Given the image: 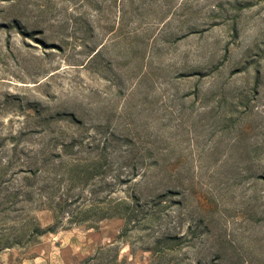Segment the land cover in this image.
I'll use <instances>...</instances> for the list:
<instances>
[{
  "label": "rangeland",
  "instance_id": "obj_1",
  "mask_svg": "<svg viewBox=\"0 0 264 264\" xmlns=\"http://www.w3.org/2000/svg\"><path fill=\"white\" fill-rule=\"evenodd\" d=\"M52 196L131 221L31 235ZM4 234L0 264H264V0H0Z\"/></svg>",
  "mask_w": 264,
  "mask_h": 264
},
{
  "label": "trees",
  "instance_id": "obj_2",
  "mask_svg": "<svg viewBox=\"0 0 264 264\" xmlns=\"http://www.w3.org/2000/svg\"><path fill=\"white\" fill-rule=\"evenodd\" d=\"M69 147L70 146H64L63 150H68ZM105 162V154H98L92 159H88L86 162L75 160L72 164V168L69 170V173L65 172L68 173L67 181L69 186L71 188H73V186L81 188L88 187L90 181L96 179L98 176H102L105 173L106 169L103 167ZM129 175L130 178H128L127 181L137 177L136 174H132V172ZM63 177L64 176H61L60 178L62 181L64 180ZM121 177V174H117L112 181L123 183L124 180ZM107 183L108 182L103 178L102 184L107 185ZM53 196L49 197L46 202L47 208L52 211L54 216L53 226L46 230H41L39 226L35 225L31 228V235L41 236L45 233L54 232L58 225L62 224L64 219L67 223L73 225H81L85 223L94 224L106 218L121 219L125 224H128L131 221L129 213L130 204L123 200L108 203V205L100 204L98 202H83L82 205L76 207L75 210L72 211L69 210V208L75 201H70L67 198H63V196L61 198H57L56 200ZM9 241L10 239H8L5 234L1 235L0 249H9L14 246H18L19 244L16 240L13 243H10Z\"/></svg>",
  "mask_w": 264,
  "mask_h": 264
}]
</instances>
